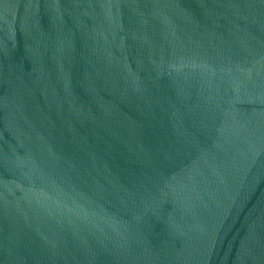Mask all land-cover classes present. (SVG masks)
<instances>
[{
	"label": "water",
	"instance_id": "obj_1",
	"mask_svg": "<svg viewBox=\"0 0 264 264\" xmlns=\"http://www.w3.org/2000/svg\"><path fill=\"white\" fill-rule=\"evenodd\" d=\"M0 264H264V0H0Z\"/></svg>",
	"mask_w": 264,
	"mask_h": 264
}]
</instances>
